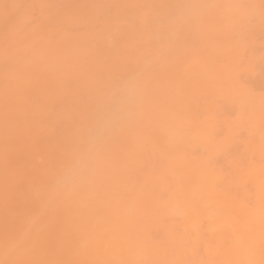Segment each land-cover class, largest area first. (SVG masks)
Listing matches in <instances>:
<instances>
[{"label": "bare ground", "instance_id": "bare-ground-1", "mask_svg": "<svg viewBox=\"0 0 264 264\" xmlns=\"http://www.w3.org/2000/svg\"><path fill=\"white\" fill-rule=\"evenodd\" d=\"M0 264H264V0H0Z\"/></svg>", "mask_w": 264, "mask_h": 264}]
</instances>
